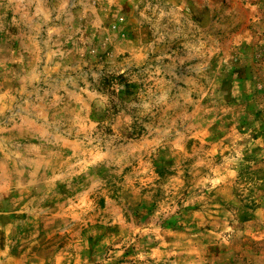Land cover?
I'll list each match as a JSON object with an SVG mask.
<instances>
[{"label": "rangeland", "instance_id": "obj_1", "mask_svg": "<svg viewBox=\"0 0 264 264\" xmlns=\"http://www.w3.org/2000/svg\"><path fill=\"white\" fill-rule=\"evenodd\" d=\"M0 264H264V0H0Z\"/></svg>", "mask_w": 264, "mask_h": 264}]
</instances>
